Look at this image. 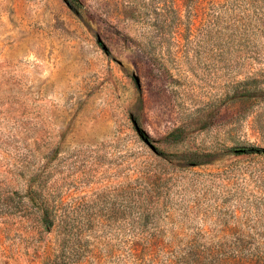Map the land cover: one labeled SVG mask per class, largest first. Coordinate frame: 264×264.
Masks as SVG:
<instances>
[{"label":"rangeland","instance_id":"1","mask_svg":"<svg viewBox=\"0 0 264 264\" xmlns=\"http://www.w3.org/2000/svg\"><path fill=\"white\" fill-rule=\"evenodd\" d=\"M249 148L264 0H0V264H264Z\"/></svg>","mask_w":264,"mask_h":264},{"label":"trees","instance_id":"2","mask_svg":"<svg viewBox=\"0 0 264 264\" xmlns=\"http://www.w3.org/2000/svg\"><path fill=\"white\" fill-rule=\"evenodd\" d=\"M243 152L246 153V154L254 155V154H262V153H264V150L261 149V148H249V149H245ZM42 216H43L42 217V220L44 221V223H48V220L47 219L49 218V216L47 214H43ZM66 226L71 231L73 230V227H68V224H66ZM50 229H51V225H49V227H47V230L48 231ZM65 230H66V228H65ZM63 234L64 233H62V235ZM59 241H61L60 236L58 238V242ZM62 241L65 242V236H64V239H62ZM61 247H62L61 244L58 245V249H56L55 251H59V253L54 252L53 255H50L49 258L46 261V264H66L67 262H69L72 259L71 256H73V255H66V252H63L62 253L61 252Z\"/></svg>","mask_w":264,"mask_h":264}]
</instances>
